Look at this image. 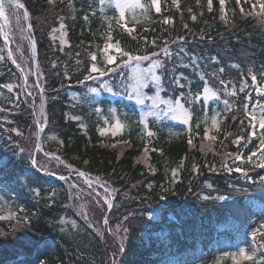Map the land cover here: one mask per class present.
Instances as JSON below:
<instances>
[{"label": "trees", "instance_id": "trees-1", "mask_svg": "<svg viewBox=\"0 0 264 264\" xmlns=\"http://www.w3.org/2000/svg\"><path fill=\"white\" fill-rule=\"evenodd\" d=\"M20 2L29 13L30 29L23 10L12 6L11 26L0 21V181L18 187L23 180L19 192L27 214L0 223L4 234L0 235V264H155L164 258L189 264L193 257L210 264L214 245L252 236L253 231L258 253L246 264L264 260V229L260 228L264 223V185L260 183L264 168H254L248 161L252 151L259 155L260 133L257 127V136H248L249 110L264 105V96L256 94L251 79L255 75L256 87L264 85V15L249 14L257 0H242L244 13L236 0H226L224 20L219 0H213L211 12L207 0L199 4L179 0V10L172 0H160L159 14L150 10L124 22L135 29L131 35L116 22L108 24L100 0H54L51 5L48 0ZM164 19L169 23L165 25ZM61 24L66 36L63 45L51 38ZM6 35L12 59L3 40ZM19 35L23 40L16 38ZM105 43H118L133 55L158 54L163 65L156 69L161 94L183 102L190 113L189 128L164 123L148 137L133 114L122 133L100 135L103 124L96 108L106 112L110 101L89 94V88L99 87L100 82L80 81L92 63L98 68L123 63L122 57L114 65L104 63ZM164 46L170 55L160 51ZM17 52L24 66L15 60ZM92 55L97 61L91 60ZM141 66L147 67L148 61ZM34 71L39 72V81ZM128 74V69H118L104 81L124 95L120 81ZM5 85H11V91ZM205 87L217 97L207 104L201 97ZM113 103L120 111L133 112L122 100ZM255 108L252 113L259 117L260 108ZM37 111L40 121H45L43 152H35ZM212 114L218 119L219 131L211 129L208 116ZM206 125L209 134L217 137L215 141L203 139ZM238 137L243 139L237 145ZM238 154L242 160L236 163ZM32 158L37 160L36 167ZM225 164L239 166L247 178L241 172L229 173ZM44 168L53 175H47ZM81 171L85 177L77 175ZM59 175L67 176V182L58 180ZM73 183L76 188L70 187ZM105 186L112 193L108 197L113 206L108 227L100 226L102 238L76 212L90 211L101 225L103 209L82 191L93 192L94 187L104 191ZM34 190L37 198L32 195ZM220 196L225 199H216ZM86 198L88 204L83 206ZM61 216L76 219L78 229L72 234L59 230ZM123 220L129 231L117 242L109 229Z\"/></svg>", "mask_w": 264, "mask_h": 264}, {"label": "snow or ice", "instance_id": "snow-or-ice-1", "mask_svg": "<svg viewBox=\"0 0 264 264\" xmlns=\"http://www.w3.org/2000/svg\"><path fill=\"white\" fill-rule=\"evenodd\" d=\"M54 0H48V4L51 5L53 4ZM101 3H103V0H101ZM197 3L199 4V0H197ZM10 4L13 8L15 9H25V5L23 3L20 2V0H10ZM172 4L174 6L177 7V10H179V0H172ZM236 4L238 6H240V11L241 13H244V8L242 5V0H236ZM219 5H220V11L222 13L221 15V19L224 20L226 18V0H219ZM6 7L7 5L5 4V0H0V20H8V16L6 15ZM115 7L117 9H119V19L116 21V23L122 27L124 29L125 32H127L129 35H131L135 29L134 28H130L127 26V24L124 23L125 21V13H124V6L122 4H120L119 2H117L115 4ZM133 7H141L143 9V11L145 12V14L147 13L148 7L152 8L155 10V12L157 14L160 13L161 11V7H160V0H151V4L148 6L142 5L140 3V0H135V3L133 5ZM207 7H208V11L211 12L213 9V0H207ZM252 8V12L249 13L251 14H258V15H264V0H257L256 3L251 5ZM259 9V12H256V9ZM17 15L19 16V13H17ZM29 13L27 11L23 12V18L25 20L28 19ZM192 19L195 20L196 17L193 15ZM163 23L166 25L169 23L168 19H164ZM64 25L61 24V28H63ZM109 40H111V36L108 37ZM5 40H7V36H5ZM33 49H35L36 45L35 43H33L32 45ZM103 53H104V63L106 65H114L116 64L117 61V57H122L125 58L123 60L122 64H118L116 67H106V68H98L96 63H92L91 67L88 71V74L84 76L83 80H81V83H84L85 81L88 80H100V78L107 76L108 73H115L117 72L118 69H120L121 71H123L124 69H128L129 74L125 77L124 80L120 81V85L123 87L124 90V94L126 95L127 99L129 100H135V102L138 105H143L145 103L146 100H150L152 102V107L153 108H158L160 106V104H165L168 105L167 107V112H174V111H179L180 115L179 116H173V119H179L180 122L184 125H188L189 121H190V115L187 111L183 110V105L181 103L180 100H176L175 104L176 107L173 108L171 106V102L170 101H164V100H160L159 98V92L156 93L155 96L152 95H148L145 93V89H148L149 86L151 84H155L157 87H160L161 84V76L157 74V72L154 71V69H159L162 68V62L159 60L158 58V54L156 52H152L151 56L146 55V54H137V55H133L130 54L129 52L123 50L120 45L117 44H113V43H105L103 46ZM115 52L116 55H112L109 54L110 52ZM161 52H163V54L165 56L170 55L169 53V49L167 46H164L161 48L160 50ZM152 57H157L156 59H153ZM9 59H12V54L9 53ZM91 60L93 62L97 61V56L96 55H92L91 56ZM143 61H148V66L147 67H141V62ZM132 62H135L134 65ZM213 62H215V58H213ZM13 63H15V60H13ZM33 66L35 67V62H33ZM53 68L56 67L55 64L52 65ZM221 72H223V69L220 70ZM32 75L36 76V79L39 81L41 79L40 74L38 71H34L32 72ZM26 79V77H25ZM252 82H253V86L255 87L256 90V94L258 96H264V85L262 86H258L257 85V77L255 75H252L251 77ZM126 81H132V83H126ZM5 87H7L9 89V91H11V85H5ZM35 87L39 88L40 84L37 83L35 85ZM99 89L102 90L105 93L108 94H112V95H118V93L116 91H114V87L109 84L107 81H102L99 83ZM245 89L243 86H241L240 91L243 92ZM89 91L91 93L97 94L99 95L98 89L96 87H90ZM204 91V100H209V99H213L216 97V93L210 91L207 87H205L203 89ZM233 95L235 93H232ZM255 107H259L260 108V115L259 117L255 114V113H250L248 114V121H249V127L251 129V131L248 133L249 138L252 137H256L257 136V132L256 129L257 127L260 130L259 136H258V140L259 143L257 145V149L259 151V155L257 157V151H252L250 153V155L248 156V161L252 164V167L254 168H264V105L261 104H257L255 105ZM248 105L245 104V109L247 110ZM97 111H100V109H96ZM0 111H3V109H0ZM106 123L108 121H105ZM122 125L117 121V123L115 124V130L119 131L121 129ZM211 129L214 131H219V124H218V119L216 116H213L211 119ZM146 134L148 137H152L154 135V133L152 131H147L146 129ZM100 135L103 136L105 135V131H101ZM203 139L205 141L208 140H212L215 141L217 139V137L215 135H210L209 134V129L205 128L204 129V135H203ZM243 139V137H238L234 143L235 144H239L240 141ZM188 144L191 145L192 144V139L189 138L188 139ZM113 147H115V145H113ZM202 147H204L202 145ZM209 150H211L209 148ZM228 155H231V153H229ZM253 157H257V160H253ZM57 160H59V157H56ZM235 160L240 161L242 160L241 155H236L235 156ZM181 163H183V161H181ZM31 164L33 167L37 166V160L35 158L31 159ZM225 168H227L228 172H241L246 178H247V172L242 171V169L239 166L236 167H229L227 164L224 165ZM45 171V173L47 175H53V173L49 172L46 168L43 169ZM211 170H215L214 167ZM77 175L79 177H85V173L84 172H78ZM173 176L176 175L175 170H173L172 173ZM19 179V178H18ZM57 179L60 181H65L67 182L68 177L64 176V175H59L57 176ZM89 185V187L91 188L92 186V182L91 180L86 181ZM260 183L262 185H264V176L260 177ZM70 187L72 188H76L77 185L75 183L71 184ZM149 188L151 187V185L148 186ZM104 192L108 194V196H111L112 193L109 191L108 187H104ZM97 195H99V193H97ZM163 195L161 196V199H163ZM205 199H207V197H205ZM216 199L219 200H224L225 197L220 196L217 197ZM105 203L108 205L109 208H111L112 202L110 199H105ZM13 217H15L16 213H12L11 214ZM85 220H88L89 217L87 215H84L83 217ZM6 217L0 215V221L5 220ZM128 217L125 216L124 220H127ZM103 223L105 225L108 224V220L105 219L103 221ZM260 228L264 229V223H262L260 225ZM119 227L117 228V231H119ZM109 231H111V229H109ZM123 231L125 233H127L129 231V229L127 227L123 228ZM256 231L252 232V237L255 238L256 236ZM0 235H4L3 233H0ZM125 249L123 247L120 248V251L123 252ZM253 254H249L248 251L245 248H239L238 252L236 253H232V264H241V262L243 261H252L253 260ZM115 259V257H114ZM255 264H264V260H260V261H256Z\"/></svg>", "mask_w": 264, "mask_h": 264}, {"label": "rangeland", "instance_id": "rangeland-1", "mask_svg": "<svg viewBox=\"0 0 264 264\" xmlns=\"http://www.w3.org/2000/svg\"><path fill=\"white\" fill-rule=\"evenodd\" d=\"M117 2H119L120 4H122L124 6V9H123L124 13H125V21L124 22L130 21V19L132 17H134L136 14L146 15L150 10H154V9L148 7L147 13L145 14V12L143 11V9L141 7H133L135 0H103V3H101V0H100L101 11H103L102 13L106 14L105 19L108 20V24H110L112 22H116L119 19V11L120 10L115 7V4ZM140 3L142 5L148 6L151 4V0H140ZM5 4H6V0H5ZM6 5H7L6 8L8 10L7 13L9 16L8 20H7L8 21L7 26H11L12 21H14V13L12 12V8H10V5L9 4H6ZM2 26H3V24H2ZM4 38H5V36H4ZM16 38H18L19 41L23 40L22 35L16 36ZM16 38H15V40H16ZM51 38L53 40H56L61 45L66 43L65 32L62 30V28H59L56 32H54L51 35ZM109 54L116 55V53L114 51L110 52ZM14 58L17 61V63H19V65L24 66V62L22 61V59L18 55V52H17V54H14ZM134 63H133V65H134ZM141 67L143 68V66H141ZM154 71L157 72L156 69H154ZM102 81H104V77L100 78V80H97V82H102ZM127 83L130 84V83H132V81H127ZM96 88L98 89L99 95L91 93L89 91V94L93 98L100 100L102 98L107 97L110 101L109 107H108L106 112L104 110H102L101 108H96V109H100V111L96 110V112L98 114H100L101 122L103 124L100 127L99 133L102 130L105 131V135H103L105 137H113V136H116L119 133H122L123 131H125L128 128V126L130 125V118H132L133 114H134L133 118H135V120H137L139 122V124L142 126V128L145 132H146V129H147V131L153 132V131H155L154 130L155 127H157L158 125H162L164 123H168L171 125L179 124V125H183L186 129L189 128L190 121H189L188 125H184L180 122L179 119H173L172 118L173 116H179L180 112L179 111L167 112L166 110H167L168 105L160 104V106L158 108H153L152 102L150 100H146L143 105H138L134 99L129 100V99H127L125 94L122 95L121 93L117 92L116 90H114V91H116L118 93V95L108 94V93H105L102 90H100L99 87H96ZM207 88L210 91H212L209 87H207ZM144 91L146 94L152 95V96H155L156 93L159 92L160 100L170 101L171 106L173 108L176 107V104H175L176 100H180L179 98H177L175 100L169 99V98H164L161 94V92H162L161 84H160V87H157L155 84H151L149 86V88L145 89ZM212 92H214V91H212ZM201 97L202 98L204 97V91H203ZM215 98H217V97H215ZM215 98H213V99H215ZM116 99L124 101V103L126 105L130 106V108L133 110V112L132 111L128 112L126 110H122V111L118 110L114 106V103H113ZM213 99L204 100V98H203V101L205 104H207L208 102L212 101ZM181 103L183 105V110L187 111L189 113L188 109L185 107V105L183 104L182 101H181ZM255 109H256L255 107L251 108V110H249V112L252 113V111H254ZM189 115H190V113H189ZM213 116H214V114L209 115L208 120L211 121ZM73 117L75 119H79V116H73ZM40 118H41V112L37 111L36 120L38 123H41ZM105 121H108V122L106 123ZM117 121L122 125V127L119 131L115 130V124L117 123ZM205 128H208L209 132H210V126L209 125H206ZM235 162L236 163L241 162V160L240 161L236 160ZM163 165L166 166V163H164ZM69 171H72V169H70ZM20 182H21V186H23L24 185L23 180H21ZM21 186L16 187L13 184L6 185L5 183L0 181V215L6 217V219L0 221V223L11 222V221L16 220L19 216H22L23 214H27L26 209L24 208L25 207L24 202H23L24 200L22 199L21 193L19 192V189ZM96 188L97 187L93 188V192L82 191L83 192L82 194H89V199H92V202L95 204V206L97 205L98 208H100V210L103 209L104 216L107 213L106 219L108 220V215H109V212H110L112 207L109 209L108 205L105 203V199H110V198L108 197V194L105 193L103 190H101V189L98 190ZM76 192H79V191H76ZM92 193H94L96 195L98 201H95L92 198V195H91ZM97 193H99V195H97ZM32 195H33V197L37 198V191L34 190L32 192ZM89 199L86 198L82 205L83 206L87 205ZM99 200L102 201V204L99 203ZM93 203H92V205H94ZM85 211H87V210L86 209L82 210V211L78 210L76 213L78 215L81 214L83 222L91 231H93L97 235L101 234V237L103 238V229H101L100 226L102 228H104V226H106V228L108 227V224L105 225L103 223L104 216H103V221L100 225L98 221H95L93 219V213H91L90 211H88V214L82 213ZM13 212L16 213L15 217H13L11 215ZM84 215H87L89 217V219L85 220L83 218ZM78 218H79V216H78ZM116 224L111 225L110 234L113 235V237L115 238L114 239L115 241L119 242L124 237L125 232L123 231V228L126 227V224L124 223V220L120 224H117V225ZM58 226H59L58 227L59 230L72 234L78 229L79 224H78L77 220L74 219L73 217L61 216L58 220ZM118 227L120 229L119 231H117ZM242 247L245 248L250 255L254 253L253 259H254V256L258 253V246H257V244H256V242L252 236H249V237H246L243 239H239V240H236L233 242L220 241L219 244L214 245L213 254H212L213 256L210 259V261H211L210 264H232L231 254L238 252L239 248H242ZM112 258H113V256H112ZM188 263L189 264H204L205 261H203V259H201L199 257H193L191 260H189ZM246 263H248V261L241 262V264H246ZM45 264H47V263H45ZM155 264H181V262L175 258H164L160 262H157Z\"/></svg>", "mask_w": 264, "mask_h": 264}, {"label": "water", "instance_id": "water-1", "mask_svg": "<svg viewBox=\"0 0 264 264\" xmlns=\"http://www.w3.org/2000/svg\"><path fill=\"white\" fill-rule=\"evenodd\" d=\"M23 11H25V10L23 9ZM25 24H26V28L30 29L31 26H30V24L28 22V19L25 20ZM5 41L7 42V49L9 51L10 43L7 40H5ZM33 43H34V41L32 42V45H33ZM32 56H33V59L36 56V47H35V49H33V47H32ZM24 82H25V76H24ZM44 125H45L44 120L42 121V124H40V125L38 124V134H37V139H36L35 152H37V151L43 152V147H42V144H41V138H42V132H43V129H44ZM70 169H72V168H70ZM106 216H107V213L104 216V220L106 219Z\"/></svg>", "mask_w": 264, "mask_h": 264}]
</instances>
